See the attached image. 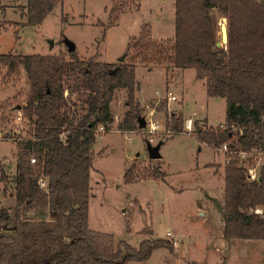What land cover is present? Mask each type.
I'll use <instances>...</instances> for the list:
<instances>
[{"label": "trees", "instance_id": "trees-1", "mask_svg": "<svg viewBox=\"0 0 264 264\" xmlns=\"http://www.w3.org/2000/svg\"><path fill=\"white\" fill-rule=\"evenodd\" d=\"M60 1L26 0L22 9L27 23L39 24ZM128 4L117 0L109 11L111 21ZM219 18L227 24L222 47L216 46ZM173 23L174 34L166 39H153L149 26L143 25L128 43L125 60L118 63L84 59L76 51L67 52V58L0 54V69L8 79H26L23 118L29 122L27 136L16 144L13 204L0 207V227L13 228L12 233H0V264H126L148 260L157 248L173 251L166 239L143 240L137 248L123 241L116 246L112 234L88 224L95 128L113 124L111 102L118 89L126 91V110L117 128H136L141 116L135 97L136 65L164 67L167 81L174 69H193L204 81L206 95L226 103L224 128L206 126V120L201 126L195 122V138L215 148L226 143L232 151L254 148L264 153V0H174ZM183 120L181 113L172 112L166 126L182 131ZM225 157L223 235L230 240H264V162L257 179L248 181L239 156ZM163 176L159 166L142 167L133 160L123 181ZM40 177L46 179L45 189L37 183ZM256 207L262 214L249 212Z\"/></svg>", "mask_w": 264, "mask_h": 264}, {"label": "rangeland", "instance_id": "rangeland-1", "mask_svg": "<svg viewBox=\"0 0 264 264\" xmlns=\"http://www.w3.org/2000/svg\"><path fill=\"white\" fill-rule=\"evenodd\" d=\"M128 1L125 11L111 21L109 11L117 0H61L39 24L30 25L22 9L26 0H0V54L67 58L64 39H68L81 58L118 63L122 56L125 60L128 43L138 36L143 25L149 26L153 39L173 36L174 0ZM222 22L226 23V19L219 18L218 25ZM134 76L141 115L147 107L153 109V119L164 129L147 135L137 125L131 131H118L114 126L115 131L96 138L91 148L90 229L112 234L116 246L120 241L133 248L143 240L177 242L172 252L157 248L148 260L126 264H264V240H236L227 254H218L209 244L210 239L219 237L224 217L219 188L224 187L225 155L200 143L195 138L194 125L203 124L205 119H199L203 115L207 116L206 126L224 124L225 100L208 97L204 81L195 78L193 69H174L168 88L167 75L161 67L148 72L143 65H136ZM27 92L23 75L8 79L5 69H0V207L13 204L10 193L16 144L27 136L29 127L23 118ZM125 92L116 90L111 102V111L119 114V120L126 110ZM168 92L176 99L168 100ZM172 112L182 114V131L167 128ZM189 117L193 121L191 132L185 128ZM150 137L161 141L159 159L148 158L146 143ZM133 160L142 167L159 166L163 178L124 183L123 174ZM101 178L104 183L98 187L95 181ZM44 219L49 222L47 215ZM168 231L171 236H167ZM12 232V227H0V233Z\"/></svg>", "mask_w": 264, "mask_h": 264}, {"label": "built area", "instance_id": "built-area-1", "mask_svg": "<svg viewBox=\"0 0 264 264\" xmlns=\"http://www.w3.org/2000/svg\"><path fill=\"white\" fill-rule=\"evenodd\" d=\"M119 90L120 89H118V91ZM66 94H67V92H65V95ZM167 99L168 100H175L176 98L173 94L168 92L167 93ZM153 114H154L153 109H150L149 107H147L146 112L144 114V118H145V122H146L144 128H139L137 125V122H136V125H137V128L139 131L142 130V132L147 134V135H152V134L156 133L157 131H159L160 129H161V132H163L164 128L162 127L160 122H158L156 119H153ZM111 117L113 119V124L111 125V127L109 129H106L105 126H103V125H98L95 128L96 138H100L106 132L116 130L114 128V126L117 128L116 124L119 120V114L117 112H111ZM192 126H193V121H192V118L189 117L185 120V128H186L187 132H191ZM219 127L224 128V125L220 124ZM117 130L122 131V130H119L118 128H117ZM167 133L168 132L165 131V134H167ZM60 138L63 139L64 135L62 134L60 136ZM149 141L152 145L159 143L158 139L153 138V137H150ZM217 150L224 153L225 156L229 155V154H237L239 156L240 161H241L239 166H242L243 168H245L246 179L248 181H254L257 179L258 169H259V166L261 165L262 156L264 154L262 151H259L258 149H254V148L249 150V151H232V150L228 149L226 143L222 144V146L220 148H217ZM254 155H257V158L252 161V164L245 165L244 162L248 161L249 159H252ZM30 162L31 163L35 162V157L33 155L30 156ZM225 162H228L226 157H225ZM37 183H38L40 188H42V189L46 188L47 183H46L45 178L40 177L37 180ZM249 212L260 215V214H262V209L260 207H256L254 209H249ZM167 236H171V233L169 231L167 232ZM171 243L173 246L177 245L176 240H172Z\"/></svg>", "mask_w": 264, "mask_h": 264}, {"label": "water", "instance_id": "water-1", "mask_svg": "<svg viewBox=\"0 0 264 264\" xmlns=\"http://www.w3.org/2000/svg\"><path fill=\"white\" fill-rule=\"evenodd\" d=\"M219 30H220V32H219L220 33V39L216 41V46L222 47V46L226 45V43H227V24L224 22L220 23L219 24ZM64 44L66 46L67 52H74L75 51V45L72 41H70L68 39H64ZM123 58H124V56H122L120 58V62L123 61ZM114 71H115V69L112 70V73ZM136 122H137V125L139 128H144V126L146 124L145 118L143 115L138 117ZM160 144L161 143L159 142L155 145H152L149 140L147 141L146 150H147L149 160L159 159L161 157V154L159 152ZM39 217L45 218V214H41V215H39Z\"/></svg>", "mask_w": 264, "mask_h": 264}, {"label": "crops", "instance_id": "crops-1", "mask_svg": "<svg viewBox=\"0 0 264 264\" xmlns=\"http://www.w3.org/2000/svg\"><path fill=\"white\" fill-rule=\"evenodd\" d=\"M155 68H159V67H145L146 71H148V72H151ZM161 68L165 69L164 67H161ZM165 75H166V70H165ZM195 78H196V76H195ZM168 83H169V81H166V88H168ZM135 97H136V92H135ZM199 119L207 120V116L203 115L202 117H199ZM123 131H129V130H123ZM160 143H161V141H160ZM8 167H10V165H8ZM95 183H96V185H98V187H101V185L104 183V178L96 180ZM134 183H136V182H134ZM134 183H131V184H134ZM91 189H92V187H91ZM219 193L223 197V188L222 187L219 188ZM220 201H221V199H220ZM122 212H124V209L122 210ZM236 240H239V239H233V240L231 239L230 240V239H226L224 237V235H223V220H222L221 233H220L219 237H215L214 239H210L209 244L211 245V248H213L215 250V252H217L218 254H222V253L227 254L231 250L232 243L234 241L237 242ZM182 248L183 247H181V249Z\"/></svg>", "mask_w": 264, "mask_h": 264}]
</instances>
